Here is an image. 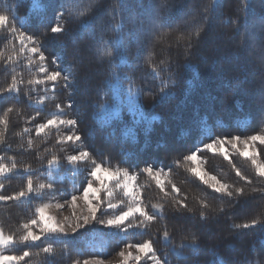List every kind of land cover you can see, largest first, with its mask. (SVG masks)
<instances>
[{
	"label": "trees",
	"instance_id": "obj_1",
	"mask_svg": "<svg viewBox=\"0 0 264 264\" xmlns=\"http://www.w3.org/2000/svg\"><path fill=\"white\" fill-rule=\"evenodd\" d=\"M46 2L55 4L57 0H0V5H4L0 10H5L11 4L12 11L8 14L10 18L18 17L16 26L21 31L39 35L40 32L46 31L40 24ZM208 2L209 0H167V8L160 9V15L157 17L160 0H125L124 32L132 29L133 20L136 26L142 23L147 28L154 18L177 31L185 30L191 27L186 21L202 18V7ZM239 2L240 0H220L218 11L209 10V24L205 26L206 30L200 43L192 50L190 57L194 67L186 68L182 52L178 55L177 49L170 50L168 55L173 63L172 71L178 72L181 88L177 90L178 95L175 98L156 104L154 112L145 113L149 118L151 115L161 117L153 121L150 131H146V123L134 125L133 115L126 108L121 112L120 119H114L112 112L107 111L101 115V110L94 106L97 100L110 104L114 93L109 92L105 96L101 92L98 96V91L104 88L106 65L98 63L90 47L88 33L80 34V21L69 25L68 33L59 39L44 40L49 68L53 67L52 58L59 56L60 67L74 68L77 78L71 97L68 96L67 90L58 87L46 94L48 99L42 104L36 103V100L38 96L45 95L44 86H36L32 91L31 86L24 84L21 85L19 96L8 93L0 95V118H3L7 108H13V112L8 114L9 125L5 132V143L11 147L5 150L4 146H0V156L5 157L4 163H10L11 159L15 158L18 166V170L8 178L0 177V183L5 186L0 189V193L13 194L21 190L29 177L33 180L34 188H38L41 183L53 185L52 189L46 188L40 195L33 193L19 201H0V230L6 236L12 235L16 241L6 246L7 254L21 255L25 250L30 251L31 256L19 264H71L72 259L106 258L114 255L126 243L152 239L158 254L167 253L170 264H197V261L198 264H221V261H226L227 264H245L246 258H254L251 251L253 246L264 259V229L260 226L254 229L232 227L233 223H241L264 212L259 194L252 193L246 198H241L239 204H234L227 197L221 198L219 194L213 193L190 171L201 163L210 176L230 185L244 184L236 175L235 168L252 178L254 185L260 180L251 160L239 155L242 148L233 149L229 145L227 150L231 163L219 153L213 154L203 150L204 143H210L217 137L240 135L243 138L264 132V101L261 100L264 76L254 71L255 63L251 57L237 58L233 55L245 31L255 33L257 39L264 36V21L261 20L264 16V0H250L247 12L248 28L245 30L241 27L240 33H236L237 26L232 23L225 24L224 21L229 16L236 18L235 8ZM111 3L112 0H101L99 11L90 17L97 30L114 22L109 11ZM54 11L52 8L47 9V17L52 18ZM25 21L28 26H25ZM239 23L243 25L244 14L240 15ZM233 36L234 39L231 38ZM62 42L66 46H62ZM144 44H147L146 40ZM19 47V40L11 39L10 34L0 35V53L4 54V59L0 60V88H5L11 83V77L15 74L10 71L11 67H15V72L21 74L25 81L32 74H36L35 68L31 71L27 68L26 58L30 53L19 52ZM126 47L129 54L135 57L137 43L126 40ZM147 51V47H142L141 56L146 55ZM156 52L157 60L163 58L159 47ZM9 55L16 57V62L10 66L5 64ZM245 66L248 69L246 74L243 71ZM6 68L9 70L6 71ZM148 73L146 66H137L134 71L138 78L147 77L138 79L137 83L144 87V105L150 109L155 103L153 96L158 91L156 85L159 82L152 81ZM234 78H238V81ZM149 91L152 95H147ZM29 96L32 97L31 100ZM70 101L73 102L72 109L65 107ZM56 104L64 107L68 118H78V125L73 131L82 136V143H58L57 136L70 131L64 126H60L59 130H46L47 136H36L35 124L45 122L53 113H59ZM37 111L40 115L36 120H32ZM129 128L136 133L135 142L130 135H126ZM24 129L31 130L30 138L34 141L32 148L19 147L29 139V133H25ZM3 130V125L0 124V131ZM74 147L90 151L98 162L103 160L105 163L129 168L138 174L137 182L143 194V204L151 213L154 211V205L163 203L165 220L158 219L150 228L129 229L128 232L100 224L87 225L75 233L69 232L67 236L42 237L41 241L27 244L21 242L20 237L25 233L23 224L33 218L37 219L36 210L48 201V198L67 199L80 193L86 186V172L80 166L68 164L66 160L68 154H75ZM256 147L261 150L257 160L264 163V146L257 142ZM196 149L201 150L198 152L200 162L194 163L184 159ZM53 154L60 157V164L49 167L47 160L51 159ZM29 164L33 171H24V167ZM148 164L163 168L161 179L165 182V190L171 192V184H175L181 190L179 195L172 192L165 197L155 181L140 171ZM185 197V202L193 212L185 209L177 211L176 200ZM201 200H207L213 209L223 204L224 211L217 213L215 220L203 224L198 217ZM164 224H167L173 237L171 244L162 238ZM189 232H195L199 237L200 250L193 255L191 250L185 249L184 255L188 258H177L172 252V247L179 245ZM49 244L56 253L54 260L41 251L42 246Z\"/></svg>",
	"mask_w": 264,
	"mask_h": 264
},
{
	"label": "snow or ice",
	"instance_id": "obj_2",
	"mask_svg": "<svg viewBox=\"0 0 264 264\" xmlns=\"http://www.w3.org/2000/svg\"><path fill=\"white\" fill-rule=\"evenodd\" d=\"M101 6V0H57V3L51 4L46 2L44 4L45 13L41 17L40 24L46 29V31L40 32L39 35L35 33H29L21 31L15 21L18 17L9 16V12L12 11V5L9 4L5 10H0V35L10 34L11 39L19 40V52L27 51L30 55L26 58L27 68L31 71L32 68L36 69V74H32L29 79L25 81L23 76L15 72V67H11L10 71L15 73L11 77V83L5 88H0V95L4 93L16 94L19 96L21 93V85L27 84L31 86L32 91L36 86H44L43 92L45 95L37 97L36 103L42 104L48 96L46 95L50 90L55 91L58 87L68 91V96L71 97L73 88L75 86L77 72L72 67L62 68L60 67L61 57L54 56L51 60L53 67L49 68V59L45 55L47 50L44 43L45 39L57 40L62 35H66L69 31V25L76 21H80L81 35L87 32L91 40V49L97 58L98 63L106 65V79L103 82L104 88L98 91L105 96L109 92H113V100L109 104L100 103L97 100L94 106L103 111L107 109L112 112L114 119H120L121 112L126 108L128 112L133 115V124L139 125L146 123V131H150L152 123L155 120L161 119L159 115H146V112H154L155 105L165 102L167 99L175 98L178 95V89L181 88L178 72L172 71L173 63L171 62L168 53L171 49H177V54L181 52L186 60L184 65L186 68L194 67L191 60L192 50L196 48L201 40L202 34L205 32V26L209 24L208 13L209 10L216 12L220 8V0H209V2L202 7V18L191 19L186 23L191 24L190 28H186L182 31H177L170 25H163L159 23L158 19L154 18L150 21L149 26L145 28L143 24L136 26L133 20V27L127 33L124 32V24L126 17L124 12L126 11L125 0H112L109 5V11L114 21L107 27L101 26L97 30L93 26V19L90 18L94 13L99 11ZM250 7V0H240L235 8L237 13L236 18L229 16L224 21L225 24H235L236 33H240L241 27L245 30L248 28L247 12ZM0 8H4V5H0ZM55 9L52 18L47 17V9ZM167 8V0H160L157 6V17L160 15V9ZM244 14V23L241 26L239 23L240 15ZM264 21V16L261 17ZM25 26H28L26 21ZM111 33V34H109ZM51 34V35H50ZM43 38V39H42ZM232 39L235 36L231 37ZM126 40L135 41L137 43V54L132 57L126 47ZM147 44H144V41ZM75 43V40H73ZM62 46H66L62 42ZM147 47L148 51L146 55L141 56L140 49ZM159 47L160 52L163 54V58L157 60L156 49ZM233 55L237 58L241 56L248 58L251 57L255 63L254 71H258L264 76V36L257 39L256 34L245 31L242 38L234 51ZM35 57V59H34ZM4 59V54L0 53V60ZM16 62L14 55H9L6 60V65H13ZM137 66L147 67L149 69L148 75L152 81H158V91L153 96L155 103L151 108H146L144 105V96L146 95L145 89L142 85L137 83L138 79H147V77H137L134 75L135 68ZM179 67V65H175ZM124 69H127L125 71ZM9 70L8 68L5 69ZM247 66L243 71L247 73ZM237 79L238 78H234ZM186 91V89H184ZM147 95H152L149 91ZM32 97L29 96V100ZM261 100L264 101V82H262L261 88ZM55 107L59 110V113H53L51 118L45 120V122H37L35 124V134L37 137L44 134L47 136L46 130L56 129L59 130L60 126H64L70 131L63 135L57 136V142L64 144L70 142L76 145L77 142L83 141L81 135L77 134L76 129L78 125V118H68V114L64 111V107L60 104H56ZM65 107L68 109L73 108V102H68ZM13 112V108L9 107L5 110L3 118H0V124L3 125V131H0V146H4L5 150L10 148L11 145L5 143V132L9 125L8 114ZM40 115L37 111L32 117V120H36V117ZM25 133H29V139L26 142L19 145L20 148H32L34 141L30 138V129H24ZM126 135H130L133 142L136 141V133L132 128H129ZM264 146V132H258L254 135H248L241 137L240 135L232 137H217L210 143L203 144V150L211 152L213 154L219 153L223 155L226 160L231 163V157L225 145H231L233 149H237L239 145H244L243 150L239 151V155L251 160L256 169V174L260 178L254 185L252 178L243 175L239 168H235L236 175L240 177L244 184L242 186L230 185L218 180L215 176H210L207 172H202L199 165L190 169L191 173L196 176L204 185L212 190L213 193L219 194L221 198L227 197L234 204H239L241 198H246L252 193L259 194L261 205L264 206V163H259L257 160L260 154V149H257L256 144ZM251 148V154L249 152ZM200 149L192 151L191 155H187L184 159L190 162H196L199 159L198 152ZM73 152L75 154H68L66 160L70 165H77L86 172V186L81 190V195L73 194L69 201L73 209L77 208V201L83 200L86 214L82 216H76L75 220L69 224L72 232L75 233L82 227H86L89 222H95L96 224L104 225L108 228H115L128 232L129 229H147L150 228L158 219L165 220V205L158 203L154 205V211L149 212L142 201V192L136 186L137 175L129 171V168H115L105 166L103 160L98 162L93 154L79 147H74ZM5 157L0 156V177L8 178V176L18 170L17 162L15 158H12L10 163H4ZM49 167L58 166L60 164V157L53 154L51 159L47 160ZM131 167V165H129ZM26 172H32V166L26 165L23 169ZM142 173H146L148 177L152 178L159 189L164 192V196L168 197L172 192L179 195L180 188L175 184H171V192L165 190V182L161 179L164 174L163 168L155 167L151 164L146 165L140 170ZM171 171V169H169ZM3 183H0V189H4ZM52 189V184L41 183L38 188H34L33 180L29 177L26 179V185L21 190L14 192L13 194L0 193V201H12L21 200L27 198L33 193L40 195L45 189ZM117 189L120 190L122 196L125 199H116ZM101 193L106 194L107 203L105 202ZM114 200L116 202H114ZM184 199H177L178 205L177 211L185 209L188 212H193V209L188 207V204ZM126 205V207H121ZM61 206V205H58ZM50 207L49 204H43L36 211L39 219H31L30 222L24 223L23 228L26 230V234L20 237V241L24 243L41 241L42 237L67 236L69 233L66 227L58 223L55 217L47 215L46 209ZM111 210V211H110ZM118 210V211H117ZM224 206L221 204L219 208L213 209L207 200H201V208L198 213L199 220L203 224H207L209 221H213L216 218L217 213H222ZM99 214V218H98ZM264 212L254 215L251 219L245 220L241 223H233V229H254L260 226L264 229ZM195 218V216L193 217ZM68 219L67 217L65 218ZM135 221V223L133 222ZM42 225L40 227V234H37L32 230L33 226ZM163 240L171 244L172 235L168 230L167 224L163 225L162 232ZM16 243L12 235L5 236L3 231L0 230V264H18L19 261L24 260L26 257L31 256L30 251H23L21 255H4L3 246ZM264 243V241H262ZM199 237L195 232H189L185 235L179 245L172 247V252L177 258L187 259L184 255V250H191L193 255H196L200 250ZM135 249V253H133ZM41 251L44 254L54 260L55 250L49 244L46 247H41ZM254 258H246L245 264H264V259L260 254L256 252L255 246L251 249ZM63 255V253H61ZM119 257L121 258V264H129L130 260L140 264L141 261H148L151 264H170L167 253L161 252L158 254L154 242L152 239L144 240L143 242L126 243L124 249L119 251ZM71 264H104L103 260L99 259H72ZM198 264V261H197ZM221 264H227L226 261H221Z\"/></svg>",
	"mask_w": 264,
	"mask_h": 264
},
{
	"label": "rangeland",
	"instance_id": "obj_3",
	"mask_svg": "<svg viewBox=\"0 0 264 264\" xmlns=\"http://www.w3.org/2000/svg\"><path fill=\"white\" fill-rule=\"evenodd\" d=\"M107 111H108L107 109L101 111V115L104 114V113H106ZM238 147H240V148L243 149L244 148V145L241 144ZM225 148L228 149L229 148V145H225ZM249 152H251V148H249ZM198 162H200V161H198ZM104 164H105V166H110L113 169H115L117 167L123 168L121 166L112 165L110 163H105L104 162ZM199 167H200V169H201L202 172H206L203 169L204 167H203V165H201V163H199ZM129 171L131 173L135 174V172H133L132 170H129ZM136 175H138V174H136ZM135 183H136V186L138 187L137 180H136ZM76 195H78V196L81 195V192L80 193L79 192L76 193ZM71 196L70 197L68 196L69 198L62 199V200H60V199H53V198H51L49 200V198H48L47 199L48 201H46L45 203H43V204H49L50 205V207L48 209H46V214L55 217V220L58 223H61V224H63L66 227V230H67L68 233L69 232H72V229H71V227H69V224H71L72 221H74L75 218H76V216H74L73 213L75 212V214L78 215V216H82L83 214H86V209H85V205H84V201L83 200H78L77 201V208L76 209H73L71 207V205L69 203V201L71 199ZM101 196L103 197L104 202H105V206H106V203H107V199L108 198H107L106 194H104V193H101ZM116 199H124L123 196H122V193L120 192L119 189H117V197H116ZM114 202H116V201L114 200ZM127 203H130V201H127ZM58 205H61V206H58ZM121 207H126V205H121ZM66 217L68 218L67 220L65 219ZM38 219H39V217H38V213H37V220ZM88 225L95 226V225H99V224H96L95 222H91L90 221ZM40 227H42V225L33 226L32 230L34 232H36L37 234H40V231H39L40 230ZM110 231H114V230H110ZM24 234H26V230H25V233ZM6 246L7 245H4L3 246V254L10 256V254H7L5 252L6 251L5 250L6 249ZM123 249H124V247L121 248L119 251H121ZM119 251H117L114 255H111V256L106 257V258H103V257H91V258H87V259H99V260H103L104 261V264H121V258L118 255ZM132 251H133L134 254H136L135 253V249H133ZM19 262H18V264H19ZM147 263H150V261H148ZM129 264H136V262L133 261V260H130L129 261ZM140 264H145V261H141Z\"/></svg>",
	"mask_w": 264,
	"mask_h": 264
}]
</instances>
